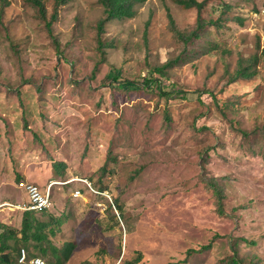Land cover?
<instances>
[{
    "label": "rangeland",
    "instance_id": "rangeland-1",
    "mask_svg": "<svg viewBox=\"0 0 264 264\" xmlns=\"http://www.w3.org/2000/svg\"><path fill=\"white\" fill-rule=\"evenodd\" d=\"M135 10L100 49L98 0L59 7L56 39L28 0H0V223L20 229V181L52 183L37 217L75 244L64 264H264V0H208L200 26L175 0ZM241 61L254 75L233 80Z\"/></svg>",
    "mask_w": 264,
    "mask_h": 264
},
{
    "label": "trees",
    "instance_id": "trees-1",
    "mask_svg": "<svg viewBox=\"0 0 264 264\" xmlns=\"http://www.w3.org/2000/svg\"><path fill=\"white\" fill-rule=\"evenodd\" d=\"M34 7L37 8L39 16L45 20V27L49 35L56 39L52 33V23L57 20V11L58 8L65 5L69 0H54V10L51 14L50 20L46 21V8L42 0H28ZM99 3L105 9V18H103L98 24V42L99 48L103 49L104 42L102 36L105 33L106 25L112 20H124L128 18H133L136 15L135 7L138 4H143L147 0H98ZM180 6L187 9L196 8L199 12L198 23L199 26L202 22V11L204 10L207 1L199 2L198 0H175ZM210 1V0H209ZM168 17L170 19V24L174 31L179 32L176 27V22L168 10ZM194 36L199 37V34ZM57 49H60L59 43L56 41ZM264 57V48L261 52ZM253 62L256 64L257 57H253L247 62ZM172 62H168L162 67H156L154 71L164 75V69L171 67ZM254 72L251 71L250 65L245 66V64L240 62L233 80L244 79L248 80L253 77ZM155 78H150L145 80V86H150L152 83L156 82ZM216 187L213 185V188ZM215 190V188H214ZM218 198L220 194L215 190ZM220 199V198H219ZM115 205V204H114ZM116 209L119 211L120 207L116 206ZM49 211L42 212H22L21 223L19 230H13L7 226L0 223V264H19V255L21 250L25 248H31L33 252H38L39 255L47 256L48 253L52 255L55 259V264H64L68 261L70 254L75 248L74 243H67L62 250H58L54 245L49 241V235L55 234L54 228L60 225V220L54 216H48L47 220H41L37 217V214H42L43 216ZM49 234V235H48ZM46 244V246L44 245ZM23 247V249H20ZM210 245L203 246L201 250H208ZM27 252V251H26ZM61 254L63 258H61ZM28 259L36 258L33 253H28ZM41 256L37 257L40 258ZM43 258V257H41ZM44 259V258H43ZM45 260V259H44ZM142 261V254L140 252L136 253L135 258L130 261H127L125 264H139ZM81 264H91L90 262H83ZM168 264H178V263H168ZM231 264H237L235 260H232Z\"/></svg>",
    "mask_w": 264,
    "mask_h": 264
},
{
    "label": "built area",
    "instance_id": "built-area-1",
    "mask_svg": "<svg viewBox=\"0 0 264 264\" xmlns=\"http://www.w3.org/2000/svg\"><path fill=\"white\" fill-rule=\"evenodd\" d=\"M73 181V180H72ZM91 192L98 193L94 191L91 184H89L86 180H81ZM71 182H66L65 184H70ZM54 184H49L47 187L42 188L35 183L30 181L22 180L18 183V189L22 191L27 199L21 204L17 205L15 208L20 210L21 212H42V211H50L53 205L51 199V189ZM72 196L74 198L81 197V192L79 190H74L72 192ZM19 264H48L46 260L43 258H32L28 259L27 252L25 250H21L19 255Z\"/></svg>",
    "mask_w": 264,
    "mask_h": 264
},
{
    "label": "crops",
    "instance_id": "crops-1",
    "mask_svg": "<svg viewBox=\"0 0 264 264\" xmlns=\"http://www.w3.org/2000/svg\"><path fill=\"white\" fill-rule=\"evenodd\" d=\"M22 192V191H21Z\"/></svg>",
    "mask_w": 264,
    "mask_h": 264
}]
</instances>
